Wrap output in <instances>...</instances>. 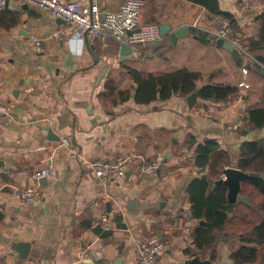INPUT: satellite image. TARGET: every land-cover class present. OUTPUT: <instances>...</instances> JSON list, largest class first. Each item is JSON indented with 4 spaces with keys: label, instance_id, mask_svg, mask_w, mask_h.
I'll return each instance as SVG.
<instances>
[{
    "label": "crops",
    "instance_id": "crops-1",
    "mask_svg": "<svg viewBox=\"0 0 264 264\" xmlns=\"http://www.w3.org/2000/svg\"><path fill=\"white\" fill-rule=\"evenodd\" d=\"M125 1L91 5L117 12ZM141 1L140 24H169L171 31L186 32L175 45L166 35L122 62L120 44L106 39L90 43L99 56L94 63L84 38L36 7L9 1L0 12V104L9 108L0 115V264H133L138 244L152 235L164 244L154 264H183L195 256L233 264L237 241L213 249L195 246L202 224L191 216L189 188L206 174L195 163L197 146L214 140L235 158L241 143L264 136V130L246 133L244 120L264 99L262 67L251 65L244 75L242 58L216 46L212 32L219 17L205 4ZM201 1L234 18L249 50L253 19L264 13V0L244 11L241 4L248 0ZM31 35L42 51L30 47ZM161 60L168 62L166 72L148 67ZM131 70L141 75L186 70L200 75L196 88L231 85L239 95L227 104L198 99L191 109L188 95L180 94L166 100L157 94L141 103ZM64 139L69 147L61 146ZM129 154L135 158L119 182L104 183L92 172L94 162ZM159 159V174L138 175L142 162ZM45 169L50 174L38 182L39 199L25 205L21 190ZM15 243L29 244L26 259L18 257Z\"/></svg>",
    "mask_w": 264,
    "mask_h": 264
},
{
    "label": "trees",
    "instance_id": "trees-1",
    "mask_svg": "<svg viewBox=\"0 0 264 264\" xmlns=\"http://www.w3.org/2000/svg\"><path fill=\"white\" fill-rule=\"evenodd\" d=\"M195 1L205 4L214 15L230 20L239 29L231 15L214 11V7L201 0ZM252 26L249 52L259 63L260 66H257L260 69L264 68V56L259 54L264 51V13L253 19ZM130 72L136 83L135 100L147 104L154 101L157 94L162 100L176 94L187 96L196 89L200 80L199 74L186 70L165 75ZM115 90L107 87L108 92L113 93ZM238 95L235 86L207 85L200 89L199 99L227 104ZM244 120L248 125L246 133L264 130V99L247 111ZM195 163L201 168L202 174L206 171L205 178L196 179L189 188L191 216L202 224L194 234L197 249H213L217 244L237 241L241 246L232 252L230 258L233 264H264V179H248L242 183L240 194L249 204H237L231 218L227 213L226 187L219 185L213 189L214 182L222 177L227 167L264 175V136L241 143L235 158L230 157L214 140L206 141L197 146ZM248 191H253L259 197L256 204Z\"/></svg>",
    "mask_w": 264,
    "mask_h": 264
},
{
    "label": "built area",
    "instance_id": "built-area-1",
    "mask_svg": "<svg viewBox=\"0 0 264 264\" xmlns=\"http://www.w3.org/2000/svg\"><path fill=\"white\" fill-rule=\"evenodd\" d=\"M9 1H16L27 6L36 7L49 13L53 18L61 19L73 31L75 37L84 38L87 34L89 43L96 40L110 39L119 44L130 46L133 51L147 46H152L162 40L160 25L146 24L139 22L140 10L143 5L141 0H126L117 12L101 11L96 5L81 6L76 2H66L64 0H0V12H2ZM258 2L253 0L245 1L241 4V9L248 10L257 6ZM62 34L58 31L54 37ZM216 40L221 39L229 42L238 52L243 60L242 73L246 75L251 65L257 66L259 63L250 54L247 43L243 38V33L236 29L230 20L219 17L215 23V30L212 32ZM33 50L42 51L41 41L34 35L28 39ZM260 66V65H259ZM244 88L247 84L242 83ZM9 108L0 104V115H7ZM67 139L62 140L61 146L69 147ZM135 156L129 154L122 159L113 162H94L90 165L94 175L102 182L121 181ZM161 160L154 162H142L139 169V176L154 174L160 167ZM48 169L37 172L33 175L35 184L20 192V200L25 205H32L40 197V186L38 182L48 177ZM106 225V219H101ZM164 244L161 239L152 235L138 244L135 261L133 264H154L158 256L163 252Z\"/></svg>",
    "mask_w": 264,
    "mask_h": 264
},
{
    "label": "water",
    "instance_id": "water-1",
    "mask_svg": "<svg viewBox=\"0 0 264 264\" xmlns=\"http://www.w3.org/2000/svg\"><path fill=\"white\" fill-rule=\"evenodd\" d=\"M89 2L91 5L92 0H89ZM59 21L64 22L61 19H59ZM160 31L162 36L168 35L171 41L173 42V44L175 45L178 39L184 37L186 28L182 27L179 28L178 30L171 31V26L169 24H165V25H160ZM84 45L89 50L94 60V63H97L99 56L94 54L93 52L94 46L89 43L86 33L84 34ZM216 46L218 48H222L228 51L234 59L239 58V52L229 42L218 39L216 40ZM133 54H134L133 49L130 46L125 44H120L119 47L120 62L131 60L133 58ZM105 73L106 71L103 70L101 75L104 76ZM261 73L264 75V68L261 69ZM101 78L102 77H100V79ZM199 93H200V89L196 88L192 93H190L186 97V101L190 109L198 102ZM1 165L2 162L0 161V166ZM160 169L161 167L157 169L156 173L159 174ZM257 178L264 179V175L256 172H243L242 170L235 167H227L223 170L222 177L214 182L213 189L219 185L225 186L227 189V195H226L227 213L229 218L232 217L233 210L237 204L239 203L249 204V201L240 194L242 183L248 179H257ZM44 181H45L44 178L40 180L41 183ZM12 247L16 252V254H18V257L20 259L24 260L27 258L28 250H29L28 243H15L13 244ZM183 264H214V263L209 259L202 260L199 256H195L190 260L184 261Z\"/></svg>",
    "mask_w": 264,
    "mask_h": 264
},
{
    "label": "rangeland",
    "instance_id": "rangeland-1",
    "mask_svg": "<svg viewBox=\"0 0 264 264\" xmlns=\"http://www.w3.org/2000/svg\"><path fill=\"white\" fill-rule=\"evenodd\" d=\"M253 1H259V0H253ZM242 32V31H241ZM243 38H244V35H243ZM245 40V39H244ZM246 42V41H245ZM137 50L134 51V54H133V57H135L137 54L135 53ZM168 63V62H167ZM165 61L161 60V61H158V62H155V63H152L150 65H148L149 68H153L154 70H158V71H163V72H166L167 71V67H168V64H167ZM144 70V69H143ZM146 70V69H145ZM149 70V69H147ZM258 93H252L250 95L252 96H256ZM252 201L254 202V204H256V202H258V196L257 195H254L253 191H248ZM233 214V213H232Z\"/></svg>",
    "mask_w": 264,
    "mask_h": 264
}]
</instances>
